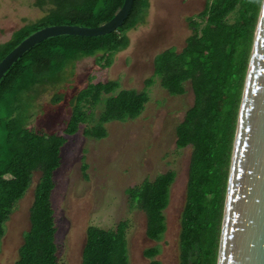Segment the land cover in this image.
I'll return each instance as SVG.
<instances>
[{
  "label": "trees",
  "instance_id": "16d2710c",
  "mask_svg": "<svg viewBox=\"0 0 264 264\" xmlns=\"http://www.w3.org/2000/svg\"><path fill=\"white\" fill-rule=\"evenodd\" d=\"M125 0H36L48 13L16 30L0 44V62L32 33L48 26L99 27L114 18ZM263 0H208L201 22L192 21L193 33L181 52L170 48L154 59L155 77L171 96L194 93V105L176 128L179 149L191 147L186 203L181 215L178 264H217L233 146L255 32ZM150 0H134L124 24L101 37L60 36L28 51L0 81V242L16 205L40 173L30 211L31 227L15 264H58L55 218L51 193L53 173L61 165L66 138L36 133L29 121L37 99L47 89L68 81L76 63L98 58L113 63L130 46L129 32L145 24ZM236 15L233 22L229 21ZM148 85L152 84L148 80ZM63 96L55 94L53 103ZM65 133L74 135L83 123L84 136L102 140L105 125L138 118L149 102L146 92L121 89L118 81L90 83L77 93ZM101 108L96 116L90 109ZM176 174L168 172L153 182L126 190L133 207L147 215V236L161 241L167 231L164 211ZM128 223L116 230L87 229L82 264H129ZM200 248H205L203 252ZM160 248L145 251L150 264Z\"/></svg>",
  "mask_w": 264,
  "mask_h": 264
},
{
  "label": "rangeland",
  "instance_id": "374dc122",
  "mask_svg": "<svg viewBox=\"0 0 264 264\" xmlns=\"http://www.w3.org/2000/svg\"><path fill=\"white\" fill-rule=\"evenodd\" d=\"M36 0H0V44L27 24L43 18L49 8L35 6ZM207 0H150L145 24L129 32L130 46L116 54L111 65L98 58L77 62L68 81L49 88L36 101L29 128L33 132L56 134L66 138L61 149V165L53 173L55 186L51 204L55 218V243L58 264H82V253L91 226L116 230L128 223L127 241L130 264H149L143 252L157 243L146 236V215L133 207L126 190L154 181L160 174H177L171 188L170 204L165 211L167 232L160 243L161 264H178L181 215L186 203L191 147L176 146L177 126L194 105V93L186 83V94L171 96L155 77L154 58L170 48L178 52L193 33L192 21L201 22L200 13ZM180 3H185L180 7ZM232 14L229 18L233 22ZM148 80L152 81L148 85ZM118 81L121 89L146 92L149 102L136 119L105 125L102 140L84 136L83 123L74 135L65 129L71 117L77 93L90 83ZM55 94L63 96L53 103ZM100 109H90L96 116ZM40 173H35L30 189L16 205L5 225L0 242V264H15L24 237L30 230V211ZM207 252L205 248H200Z\"/></svg>",
  "mask_w": 264,
  "mask_h": 264
},
{
  "label": "water",
  "instance_id": "95a60500",
  "mask_svg": "<svg viewBox=\"0 0 264 264\" xmlns=\"http://www.w3.org/2000/svg\"><path fill=\"white\" fill-rule=\"evenodd\" d=\"M133 3L125 0L114 18L99 27L57 25L32 33L0 62V81L28 51L47 39L116 32ZM217 264H264V0L239 111Z\"/></svg>",
  "mask_w": 264,
  "mask_h": 264
},
{
  "label": "flooded vegetation",
  "instance_id": "af4514ba",
  "mask_svg": "<svg viewBox=\"0 0 264 264\" xmlns=\"http://www.w3.org/2000/svg\"><path fill=\"white\" fill-rule=\"evenodd\" d=\"M182 1H184V0H182ZM189 1V0H188ZM207 4H208V0L206 1V7H207ZM185 6V3H180V6H179V8L181 7H184ZM206 7H205V9H206ZM205 11V10H204ZM203 11V12H204ZM202 12V13H203ZM202 13H200V14H198V15H201ZM155 59V58H154ZM153 65H154V63H153ZM155 71V70H154ZM195 101V100H194ZM185 116H186V114H185ZM70 119V118H69ZM184 119H185V117H184ZM184 121V120H183ZM182 121V122H183ZM181 122V123H182ZM176 146H177V141H176ZM177 148H178V146H177ZM179 149V148H178ZM160 175H163V174H160ZM159 175V176H160ZM176 178H177V174H176V177H175V181H176ZM145 181H150V180H145ZM144 181V182H145ZM175 181H174V183H175ZM151 182H153V181H151ZM173 183V184H174ZM173 186V185H172ZM172 186H171V188H172ZM133 188V187H132ZM170 196H171V189H170ZM170 204V203H169ZM141 211V210H140ZM166 211V210H165ZM165 211H164V215H165ZM144 212V211H143ZM145 213V212H144ZM145 215H146V213H145ZM165 218H166V216H165ZM166 225H167V221H166ZM167 232V231H166ZM166 234V233H165ZM146 236H147V215H146ZM164 237H165V235H164ZM147 238L149 239V240H151V241H153V242H155V243H157V245L156 246H154V247H159L160 248V250H161V247H160V243L163 241V239L161 240V241H155V240H152V239H150L148 236H147ZM85 247V246H84ZM154 247H152V248H154ZM149 249H151V248H149ZM146 250H148V249H146ZM145 250V251H146ZM145 251L143 252V255H144V257L147 259V260H149V264L151 263V260L149 259V258H147L146 256H145ZM83 254V253H82ZM128 254H129V252H128ZM160 254H161V251H160ZM160 254L159 255H157L156 257H155V259L154 260H156V261H159V260H157L156 258L157 257H159L160 256ZM161 263V262H160ZM129 264H130V259H129Z\"/></svg>",
  "mask_w": 264,
  "mask_h": 264
}]
</instances>
